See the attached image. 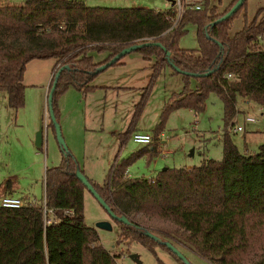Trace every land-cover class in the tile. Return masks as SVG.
I'll return each instance as SVG.
<instances>
[{
    "label": "trees",
    "instance_id": "16d2710c",
    "mask_svg": "<svg viewBox=\"0 0 264 264\" xmlns=\"http://www.w3.org/2000/svg\"><path fill=\"white\" fill-rule=\"evenodd\" d=\"M234 1L201 0L199 9H184L174 25L173 7L92 6L82 0L0 4V90L15 109L24 104L22 80L29 60L55 59L47 93L59 70L51 100L59 122V95L70 86L83 94L94 89L101 65L127 45L149 41L135 49L144 58H154L153 71L129 128L119 134L121 148L157 73L169 65L179 75V89L165 98L150 145L124 157L117 152L103 184L87 177L109 207L129 219L113 218L119 226L116 243L133 240L156 256L160 246L184 264L162 238L146 233L151 231L212 264H264V131L251 153L240 152L229 134L236 96L264 107V2L249 15L242 0L228 17L211 23ZM189 25L194 26L193 48L179 45ZM93 51L106 54L95 60ZM208 92L222 105L221 158L166 166L152 177L128 175L133 161L144 157L149 162L160 151L170 112L179 107L200 111ZM48 125L55 132L53 122ZM60 148L59 163L45 167L42 200L18 207L0 204V264H119L118 255L100 242L97 228L86 224V186L76 175L79 167L71 150ZM43 204L55 217L45 225ZM66 209L72 213L65 214Z\"/></svg>",
    "mask_w": 264,
    "mask_h": 264
},
{
    "label": "rangeland",
    "instance_id": "374dc122",
    "mask_svg": "<svg viewBox=\"0 0 264 264\" xmlns=\"http://www.w3.org/2000/svg\"><path fill=\"white\" fill-rule=\"evenodd\" d=\"M82 1L92 6L135 5L160 10L171 6L170 0ZM226 1L222 0V3ZM21 2L0 0V4ZM263 2L246 0L247 14L250 15ZM179 45L195 47L194 26H188L187 32L179 38ZM92 54L95 60H100L106 53L93 51ZM123 59L124 65H112L95 76L94 84L108 87H97L84 95L70 86L57 99L61 109V136L66 147L71 150L83 173L100 184L104 183L106 172L117 152L118 157H124L143 146L133 140L132 133L138 130L150 131L158 121L165 98L180 86L179 75L173 74L171 67L165 65L153 81L142 111L133 120L134 129L119 148L117 133L129 128L154 61L153 58H142L136 50L126 53ZM54 62V58H34L26 63L22 80V107H10L5 92L0 90V198L9 181L13 184V195L23 197L24 202L42 200L45 167L60 161V143L47 122V87ZM235 106L237 111L232 118L233 124L240 125L241 129L233 131L231 125L230 137L240 152H254L263 141L260 131L264 130V107L260 109L257 103L241 96H236ZM244 115L253 117V121H243ZM221 116V101L214 92L207 93L200 111L194 112L188 107L173 109L162 130L165 144H161L160 151L149 162L144 157L133 161L127 168L130 176H154L166 166L198 164L205 157L220 159ZM40 118L43 122V139L42 146L38 148L34 140ZM83 212L85 222L90 226H95L99 220L110 222L111 228H96L100 242L118 255L119 264H159L158 258L163 264H180L168 250L160 246L156 247V256L150 249L133 240L125 239L116 243L118 224L87 187L84 191ZM159 237L165 240L162 234ZM171 242L190 264H212L184 245Z\"/></svg>",
    "mask_w": 264,
    "mask_h": 264
},
{
    "label": "water",
    "instance_id": "95a60500",
    "mask_svg": "<svg viewBox=\"0 0 264 264\" xmlns=\"http://www.w3.org/2000/svg\"><path fill=\"white\" fill-rule=\"evenodd\" d=\"M242 0H235L232 5L220 16H218L217 18H215L212 22L218 21L219 19H223L228 17L232 12H234L236 10V8L241 4ZM146 43H150L149 41L147 42H143V43H135V44H130L127 45L123 48H121L119 50V52H117L113 57H111V59L104 63L103 65H101V68H105L110 62L115 61L117 58L121 57L122 55L135 50L136 48L142 46L143 44ZM165 53L166 56L169 57V51L167 49H165ZM176 68V67H175ZM177 69V68H176ZM59 73V70L56 72L53 84L49 90V92L47 93V102H48V113H49V122L52 121L54 126H55V134L58 138L59 143L63 146L66 147L65 142L63 137L61 136V130H60V124L59 122L56 120L54 113L52 111V105H51V100H52V92L54 89V85L56 82V78L57 75ZM42 139H43V122H42V118L39 119V125H38V129L35 133V145L40 148L42 146ZM76 175L77 177L85 184V186L95 195V197L98 199V201L101 203V205L107 209V211L109 212V214L116 219H119L123 222H129V219L125 216V215H118L116 214L110 207L109 205L104 201V199L102 197H100V195L96 192L95 188L93 187V185L88 181L87 176L79 169H76ZM95 227H100V228H111V224L109 221L107 220H99L96 222ZM146 233L154 238H159L158 235H156L155 233L151 232V231H146ZM163 242L173 251V253L184 263V264H190L187 259L185 258V256L173 245V243L169 240H163Z\"/></svg>",
    "mask_w": 264,
    "mask_h": 264
},
{
    "label": "built area",
    "instance_id": "2783aa9c",
    "mask_svg": "<svg viewBox=\"0 0 264 264\" xmlns=\"http://www.w3.org/2000/svg\"><path fill=\"white\" fill-rule=\"evenodd\" d=\"M171 1H172L171 7H173V10H174L173 25L176 24V22L179 20L184 9H186V8L199 9L201 6V0H171ZM229 75H230L229 73L226 74V76H229ZM49 120H50L49 119V113L47 112V122L48 123H49ZM243 121H245V122L253 121V117H251L249 115H246V116L244 115ZM231 129L233 131L240 130L241 126L237 125V124H233ZM132 138L136 142H140L143 145H149L153 140L151 133L142 132V131H134L132 133ZM25 202H24L23 197L15 196L12 194H4L0 198V204L2 206H6V207H18V206L23 205ZM42 212H43L44 225L49 224L55 220L54 215L51 213V209H47L44 204H43V211ZM64 213L65 214H71L72 210L66 209V210H64Z\"/></svg>",
    "mask_w": 264,
    "mask_h": 264
},
{
    "label": "crops",
    "instance_id": "0c3cea01",
    "mask_svg": "<svg viewBox=\"0 0 264 264\" xmlns=\"http://www.w3.org/2000/svg\"><path fill=\"white\" fill-rule=\"evenodd\" d=\"M171 1V0H170ZM172 2V1H171ZM172 6V5H171ZM170 6V7H171ZM157 9V8H156ZM140 54V53H139ZM141 55V54H140ZM124 57V56H123ZM123 57L120 59V62L119 63H117V64H115V65H124L125 64V60L123 59ZM141 57L142 58H144L142 55H141ZM144 59H152V58H144ZM153 60H154V58H153ZM153 63H154V61H153ZM54 65V64H53ZM110 66H112V65H110ZM110 66H108V67H110ZM53 68L54 67H52V69H51V75H52V73H53ZM107 67H105L104 69H106ZM103 70V69H102ZM101 70V71H102ZM100 71V72H101ZM152 71H153V64H152ZM152 71H151V73L150 74H148V78L150 79V76H151V74H152ZM161 71V70H160ZM159 71V72H160ZM158 72V73H159ZM157 73V74H158ZM157 76V75H156ZM51 78V77H50ZM156 78V77H155ZM155 78H154V80H155ZM149 79H148V81H149ZM94 80V79H93ZM50 81V80H49ZM92 83H93V81H92ZM94 84V83H93ZM94 85H96L95 86V88H97V87H106L107 85H99V84H94ZM108 87V86H107ZM117 87V86H116ZM119 87H121V86H119ZM48 88V87H47ZM94 88V89H95ZM93 90V89H92ZM151 90V89H150ZM150 93V92H149ZM85 95V94H84ZM145 104V103H144ZM144 106V105H143ZM259 107H260V109L262 108L260 105H259ZM142 111V110H141ZM140 111V112H141ZM60 115H61V109H60ZM59 118H60V116H59ZM251 122V121H250ZM135 124V123H134ZM134 124H133V129H134ZM130 126V125H129ZM132 129V130H133ZM138 131H142V130H138ZM262 131H264V130H262ZM262 131H260V132H262ZM142 132H149V133H151V130L150 131H142ZM120 133H122L121 131L120 132H118L117 134H118V139H119V134ZM152 134V133H151ZM162 134H163V132L161 133V142H162V144H165V142H166V140L165 139H163L162 138ZM150 145V144H149ZM149 145H147V146H149ZM144 146V145H143ZM165 151V150H164ZM190 165H192V164H185V165H183V166H190ZM127 174L128 175H131V174H129V171H127ZM143 176H145V177H152V176H148V175H144L143 174ZM91 179V178H90ZM12 183H10L9 181L7 182V186H6V190L5 191H3V193H2V195H4V194H12L13 195V193H12V189H13V187H12Z\"/></svg>",
    "mask_w": 264,
    "mask_h": 264
}]
</instances>
